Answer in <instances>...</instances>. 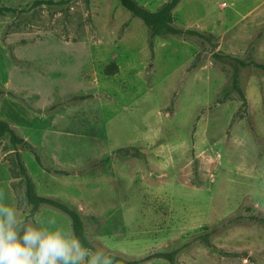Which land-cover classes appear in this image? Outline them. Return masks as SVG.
I'll list each match as a JSON object with an SVG mask.
<instances>
[{
  "label": "rangeland",
  "instance_id": "obj_1",
  "mask_svg": "<svg viewBox=\"0 0 264 264\" xmlns=\"http://www.w3.org/2000/svg\"><path fill=\"white\" fill-rule=\"evenodd\" d=\"M34 1L0 0L15 10L0 15V87L28 105L5 95L0 119H14L45 167L75 173H48L18 147L37 192L80 211L93 246L125 259L189 244L177 264H264V224L245 218L264 215V72L228 58L264 63V0H180L173 26L200 31L211 43L165 31L151 38L117 0ZM136 1L154 11L167 0ZM61 42L88 44L89 53L71 47L65 78L41 74L48 56L71 55ZM80 56L88 57V70ZM110 63L117 72L105 75ZM57 82L79 93H37ZM74 95L91 98L47 112ZM0 194L29 223L71 227L55 208L31 210L7 135L0 138ZM212 230L207 244L196 240Z\"/></svg>",
  "mask_w": 264,
  "mask_h": 264
},
{
  "label": "trees",
  "instance_id": "obj_2",
  "mask_svg": "<svg viewBox=\"0 0 264 264\" xmlns=\"http://www.w3.org/2000/svg\"><path fill=\"white\" fill-rule=\"evenodd\" d=\"M67 1H71V0H64V1L60 0L57 2L52 0H36L33 2L32 6L35 7L40 5H47V6L59 5ZM179 1L180 0H167L161 7H159L154 11H151L146 7H144L143 5L139 4L136 0H117V2L121 7H123L126 11H128L133 17L138 18L142 21V23L147 27L151 38H154L160 35L162 31H165L170 35L194 36L203 41L211 43V38L200 31L193 29H180L173 26L172 10L179 3ZM14 11L15 10L12 8L0 7V15H3L6 12H14ZM217 57L220 58L221 56H217ZM228 58L233 62L234 65L240 67H254L264 72V63H258L252 60L245 61L236 57H228ZM116 72H117V66L114 63H110L103 68V73L105 75H113ZM232 88L238 93H241L238 86V80L236 77H234L232 80ZM5 95L14 98L20 101L22 104L28 106L24 99L18 97L13 92L6 91L0 87V99ZM88 98H91V95L71 96L69 98L55 102L47 109V112H55L59 108L65 105H69L78 101H83ZM4 135L8 136L9 142L13 147L17 173L22 180L24 197L27 204L31 206V210L36 211L41 206H49L55 208L69 217L71 222V228L73 229L76 235L83 236L85 233H87L91 238L89 228L87 227L80 211L70 206L69 204L61 201L57 197L44 196V195H40L37 192L36 185L32 179L31 174L29 173L28 169L26 168L21 158V155L18 151V147L26 148L32 154L36 163L48 173H52L55 175H69L75 173L65 170H58V169L45 167L43 164L42 156L37 151V149L19 133L18 129L12 123H10L7 120L0 119V138ZM105 161L106 159H101L91 164L85 170L79 173H85L94 170L99 166H101ZM244 217L245 216L239 215L233 218H228L224 222H222L220 226L227 227L228 225H231L232 223H235L236 221H239ZM245 218L259 225L264 224V215L261 216L249 215L246 216ZM213 232L214 231L212 230L205 233H201L196 237V240H200L201 242L207 244ZM86 243H90V245L93 246L92 238L90 239V241H86ZM188 245L189 244H184L170 251H159V252L149 253L141 258H136V259H125L122 256H116V255L115 256L117 258V263L119 264H143L152 259H162L165 260L168 264H177L176 257Z\"/></svg>",
  "mask_w": 264,
  "mask_h": 264
},
{
  "label": "clouds",
  "instance_id": "obj_3",
  "mask_svg": "<svg viewBox=\"0 0 264 264\" xmlns=\"http://www.w3.org/2000/svg\"><path fill=\"white\" fill-rule=\"evenodd\" d=\"M90 239L54 219L29 223L0 194V264H117L109 247Z\"/></svg>",
  "mask_w": 264,
  "mask_h": 264
},
{
  "label": "crops",
  "instance_id": "obj_4",
  "mask_svg": "<svg viewBox=\"0 0 264 264\" xmlns=\"http://www.w3.org/2000/svg\"><path fill=\"white\" fill-rule=\"evenodd\" d=\"M47 44H49V43H47ZM59 45H61L62 47H64V46L67 47L68 45H70V49H71L70 54L71 55H66L67 53L64 54V55H61V53H58V55L48 56L49 61L42 60V61H44L43 63L45 65L39 68V72H41V74H43V73L44 74L56 73V75L59 78L60 77L65 78L67 76L66 72L69 71L68 68L70 67V66H67L66 63L69 62V64H72L74 62V60H73V54H72L73 51H72V48L71 47L72 46H75V47L79 48L82 53H84L86 51H87V53H89V46H88V44L86 45L85 43L66 44V43L61 42V44H59ZM76 59H78V62L79 63H81V62L82 63H85V67L88 70V67L90 66V63H89V59H88L87 56H84V57L83 56L76 57ZM49 64H51V65H49ZM77 82H80V81L77 80ZM61 87H63V85L61 84V82H57L55 84V86L53 87V89H52L54 91H50L48 89V87H45V86L44 87H40V88H38L36 90H37V93L38 94L39 93H40V95H43L44 94L43 96H46L47 94L48 95H51L53 93H56L59 97H62V96H67L69 94L79 93V91H74V90L63 91L61 89ZM9 112H10V110L7 109L6 110V114H9ZM4 119H7L8 121H10L12 123L14 122V119L11 116H9V115L5 116ZM43 177H44V179H46L47 178V174H44ZM42 194H46V193L42 192ZM46 195H52V194H46Z\"/></svg>",
  "mask_w": 264,
  "mask_h": 264
}]
</instances>
